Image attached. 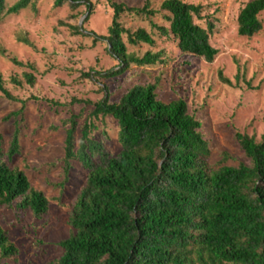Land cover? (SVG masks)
I'll return each instance as SVG.
<instances>
[{"label":"rangeland","instance_id":"rangeland-1","mask_svg":"<svg viewBox=\"0 0 264 264\" xmlns=\"http://www.w3.org/2000/svg\"><path fill=\"white\" fill-rule=\"evenodd\" d=\"M18 1L6 0V8ZM86 1L89 9L84 4L72 8L69 2L57 6L55 0H29L27 7L4 12L0 19V76L11 97L0 93L4 150L8 151L15 134L19 139L18 153L7 163L22 171L31 188L48 200V211L40 218L18 210L15 202L0 206V227L17 249L16 258L2 260V264H46L62 254L58 243L75 232L69 218L88 175L77 160L70 161L66 171L67 129L73 121L75 151L84 125L93 123L91 142L101 144L112 157L120 152L116 121L92 115L106 92L109 102L117 103L136 85L157 84L159 100H183L188 114L202 123L212 170L250 166L235 134L256 142L264 134V11L258 15L259 32L252 37L237 34V15L253 0H181L199 8L195 24L211 26L209 44L217 50L211 63L183 54L171 36L153 28L168 27L159 14H122L119 22L125 31L121 39L126 52L139 58L147 52L161 53V63L132 64L111 78L101 75L118 70V63L109 54L107 42L93 41V35H108L112 3L141 9L146 0ZM161 1L151 0L150 7L158 10ZM139 29L151 36L153 45L129 43L128 34ZM24 74L33 76L32 85L26 83Z\"/></svg>","mask_w":264,"mask_h":264},{"label":"trees","instance_id":"trees-1","mask_svg":"<svg viewBox=\"0 0 264 264\" xmlns=\"http://www.w3.org/2000/svg\"><path fill=\"white\" fill-rule=\"evenodd\" d=\"M28 1L6 8V0H0V19L4 12L27 7ZM63 2L72 8L90 7L86 0H55V5ZM150 6L151 0L141 9L111 4L108 35H93V41L107 42L118 70L106 71L102 77L118 76L132 64L161 63V53L147 52L139 58L126 52L119 18L127 12L159 14L168 27L153 28L171 36L183 54L208 63L214 60L217 50L209 44L211 26L203 28L193 21L199 16L197 6L181 0H162L158 10ZM262 11L264 0L246 3L237 15V34L252 37L259 32ZM128 40L133 45L154 44L142 29L128 34ZM24 78L33 84L32 75L24 74ZM156 89L157 84L136 85L117 103H110L106 92L95 104L93 116H110L118 125L120 152L114 157L89 139L93 123L84 125L75 151L72 121L65 138L66 171L70 161L77 160L88 175L69 218L75 232L58 243L62 254L46 264H264V134L259 142L235 134L250 166L212 170L202 123L188 114L183 100L165 103L157 98ZM0 93L11 98L1 76ZM18 148L15 134L5 151L0 133V206L15 202L18 210L40 218L48 211V200L31 188L22 171L7 163ZM16 256V247L0 227V264Z\"/></svg>","mask_w":264,"mask_h":264}]
</instances>
